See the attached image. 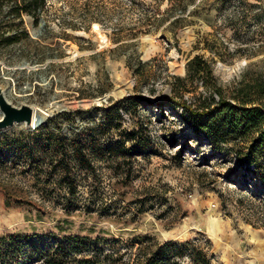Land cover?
Instances as JSON below:
<instances>
[{
  "label": "rangeland",
  "instance_id": "1",
  "mask_svg": "<svg viewBox=\"0 0 264 264\" xmlns=\"http://www.w3.org/2000/svg\"><path fill=\"white\" fill-rule=\"evenodd\" d=\"M51 1L56 18L28 26L35 41L26 47L43 63L17 60L20 46L1 50L0 87L12 103L44 112L37 126L52 118L59 148L90 144L91 169L51 153L27 166L22 147L6 146L46 145L37 126L0 130V237L78 234L125 247L147 234L195 243L215 264H264L263 189L161 101L195 54L213 60L225 88L244 73L264 75V0ZM125 95L137 105L107 121L105 106ZM135 142L143 147L128 151ZM66 166L78 181L70 198Z\"/></svg>",
  "mask_w": 264,
  "mask_h": 264
},
{
  "label": "trees",
  "instance_id": "2",
  "mask_svg": "<svg viewBox=\"0 0 264 264\" xmlns=\"http://www.w3.org/2000/svg\"><path fill=\"white\" fill-rule=\"evenodd\" d=\"M134 3L135 0H130V4ZM52 5L51 0H0V51L20 46L17 60L43 63V57L33 58L26 47L35 41L28 26L37 27L41 21L48 24L54 20L56 16L48 14ZM259 7L260 13L264 12V3ZM255 15L260 17L258 13ZM212 63V59L200 54L189 58L184 76L174 77L172 93L163 96L161 101L172 108H180L181 118L214 152L234 154L232 171L254 179L264 192V75L250 77L244 73L232 86L225 88L214 76ZM190 93L189 99L184 98ZM173 96L179 101L172 102ZM136 99L139 98L125 95L105 106L104 118L120 120L122 111L127 113L129 106L137 105ZM51 120L48 117L44 125L35 128V138L46 145L11 144L6 146L8 151L16 154L22 147L27 156L20 161L27 166L43 162V153H51L55 159L65 160L66 165L74 159L90 171L87 151L90 144L77 146L73 140H67L66 146L59 148L55 143V130L49 125ZM129 139L136 141L134 137ZM49 141L54 143L49 144ZM140 145L135 142L127 150L139 151L143 147ZM107 153L112 154L111 151ZM67 168H60V178L70 198L77 193L78 181ZM63 205L66 207V202ZM56 235L50 232L44 237L39 234L1 236L0 264H215L212 254L190 241L154 243L150 235L141 234L130 238L123 247L111 241L99 244L96 239L84 235H62L58 240Z\"/></svg>",
  "mask_w": 264,
  "mask_h": 264
},
{
  "label": "water",
  "instance_id": "3",
  "mask_svg": "<svg viewBox=\"0 0 264 264\" xmlns=\"http://www.w3.org/2000/svg\"><path fill=\"white\" fill-rule=\"evenodd\" d=\"M35 106L27 102H21L19 105L12 103L0 87V130L8 128L14 123H23L25 126L35 128L43 121V115L37 114Z\"/></svg>",
  "mask_w": 264,
  "mask_h": 264
},
{
  "label": "bare ground",
  "instance_id": "4",
  "mask_svg": "<svg viewBox=\"0 0 264 264\" xmlns=\"http://www.w3.org/2000/svg\"><path fill=\"white\" fill-rule=\"evenodd\" d=\"M93 29H97L96 24L93 26ZM35 109L37 110V114H39V116L43 115L44 112H42L39 107L35 106ZM0 116H1V113H0Z\"/></svg>",
  "mask_w": 264,
  "mask_h": 264
}]
</instances>
